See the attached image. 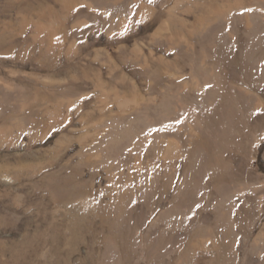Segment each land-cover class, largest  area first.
<instances>
[{"label": "rangeland", "instance_id": "obj_1", "mask_svg": "<svg viewBox=\"0 0 264 264\" xmlns=\"http://www.w3.org/2000/svg\"><path fill=\"white\" fill-rule=\"evenodd\" d=\"M56 260L264 264V0H0V264Z\"/></svg>", "mask_w": 264, "mask_h": 264}, {"label": "bare ground", "instance_id": "obj_2", "mask_svg": "<svg viewBox=\"0 0 264 264\" xmlns=\"http://www.w3.org/2000/svg\"><path fill=\"white\" fill-rule=\"evenodd\" d=\"M177 148L178 147H175L174 145H171V147H170V153H171V155L174 153H176V151H177ZM53 199V198H52ZM65 202V201H64ZM67 202V201H66ZM71 201H69V202H67V204L69 205V206H73L74 204L73 203H70ZM66 204V205H67ZM65 206V205H64ZM51 207V206H50ZM79 207V206H78ZM215 229H216V227H215ZM57 230V229H56ZM54 231H55V229H54ZM212 232V231H211ZM214 232V231H213ZM59 233V232H58ZM207 236V235H206ZM210 236V235H209ZM43 237V236H42ZM42 237H40V236H36V237H32L31 239H29L27 242H28V244H27V246L28 247H33V252L35 253L36 252V248L35 247H37L36 245H38V244H40V242H41V239H43ZM63 237V236H62ZM62 237L60 236V235H53V237H52V239H53V241L54 242H60L61 241V239H62ZM68 240V242H67V244L69 245V246H71L72 244H74L75 242H76V238L74 239V238H69V239H67ZM25 249H28V248H25ZM58 249V248H57ZM75 249V248H74ZM15 250V249H14ZM29 250V249H28ZM16 252H14L15 253V257L17 258V259H20V258H22V257H25L26 256V253L28 252L27 250H25V251H18L17 249L15 250ZM58 251V250H57ZM38 252V251H37ZM47 252V251H46ZM40 253V252H39ZM53 253V252H52ZM92 253V252H91ZM72 254V253H71ZM221 254V253H220ZM28 255V254H27ZM43 255V254H42ZM14 256V255H13ZM44 256V255H43ZM68 257V256H67ZM68 259H70L69 257H68ZM60 260V259H59ZM61 261V260H60ZM65 261H67L66 259H65ZM63 262H64V260H63ZM62 262V263H63ZM5 264H7V263H5ZM54 264V263H53ZM55 264H59V262H58V260H56V263ZM64 264V263H63ZM68 264H70L69 262H68Z\"/></svg>", "mask_w": 264, "mask_h": 264}]
</instances>
